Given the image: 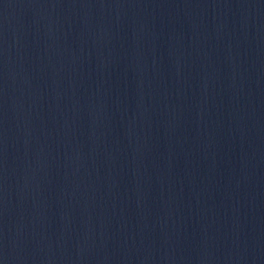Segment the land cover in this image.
Here are the masks:
<instances>
[{
    "label": "water",
    "instance_id": "95a60500",
    "mask_svg": "<svg viewBox=\"0 0 264 264\" xmlns=\"http://www.w3.org/2000/svg\"><path fill=\"white\" fill-rule=\"evenodd\" d=\"M0 264H264V0H0Z\"/></svg>",
    "mask_w": 264,
    "mask_h": 264
}]
</instances>
